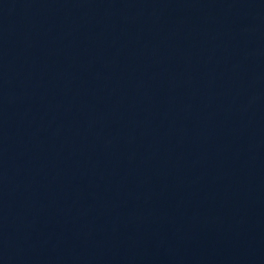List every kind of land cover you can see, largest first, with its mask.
<instances>
[{"label":"water","instance_id":"1","mask_svg":"<svg viewBox=\"0 0 264 264\" xmlns=\"http://www.w3.org/2000/svg\"><path fill=\"white\" fill-rule=\"evenodd\" d=\"M0 264H264V0H0Z\"/></svg>","mask_w":264,"mask_h":264}]
</instances>
